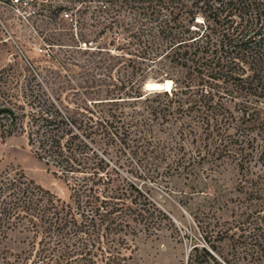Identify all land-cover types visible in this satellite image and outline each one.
I'll return each instance as SVG.
<instances>
[{
  "label": "trees",
  "instance_id": "obj_1",
  "mask_svg": "<svg viewBox=\"0 0 264 264\" xmlns=\"http://www.w3.org/2000/svg\"><path fill=\"white\" fill-rule=\"evenodd\" d=\"M196 1L187 10L182 0H163L160 50L163 60L182 69L183 79L168 78L172 87L163 91L161 107L142 108L160 92L143 91L140 67L132 61L118 64L114 75L102 72L113 68L101 59L88 60L86 77L69 78L67 87L48 95L29 82L19 94L0 93V136L24 132L36 157L71 191L67 202L22 174L0 171V233L21 227L32 234L37 261L29 264H126L129 236L152 222L147 198H139L134 182L117 177L122 163L144 165L161 156L149 137L148 115L187 116L180 136L204 142L198 157L232 156L241 169L253 159L264 161V144L258 146L250 125L264 104V0ZM53 82L37 83L48 90ZM201 251L213 258L207 248ZM195 255L187 264L198 261Z\"/></svg>",
  "mask_w": 264,
  "mask_h": 264
},
{
  "label": "rangeland",
  "instance_id": "obj_2",
  "mask_svg": "<svg viewBox=\"0 0 264 264\" xmlns=\"http://www.w3.org/2000/svg\"><path fill=\"white\" fill-rule=\"evenodd\" d=\"M194 1L182 0L187 10ZM211 2L214 6L218 4V0ZM200 5L195 8L203 10ZM262 6L264 15V3ZM195 20H202L201 15L197 14ZM39 42L52 46L46 51L40 50ZM151 46L159 49L151 52ZM161 48L163 0L141 3L115 0L104 11L82 15L76 32L65 23L55 22L39 24L33 31L0 8V93L19 94L29 82L35 92L48 95L61 84L67 87L69 78L81 81L86 77L84 69L88 60L98 59L104 66L109 64L113 68L102 72L114 75L118 64L135 62L144 85L155 88L152 86L157 82L165 81L169 90L173 81L168 78L181 80L183 71L163 60ZM40 79L54 82L46 90L38 85ZM144 85V92H153L145 91ZM157 91L159 95L149 96L142 108L163 106L167 99L164 90ZM228 106L239 115L233 109V102ZM257 108L256 120L250 125L256 143L261 146L264 144V104H258ZM148 116L151 117L149 137L161 150V156L149 157L144 165L133 162L130 167L120 161L123 165L117 177L134 182L140 189L139 198H147L152 222L148 230L144 229L145 225H139L137 228L141 230L129 236L126 264H187L190 253L199 255L194 264H264L261 235L264 181L258 178H264V161L253 159L250 168L241 169L232 156L198 157L197 149L205 151L204 142L192 143L188 136L184 139L180 136L181 124L187 116L176 119V115L163 116V112L156 117ZM110 154L113 160L117 159L112 151ZM2 170L22 174L61 200L71 201L67 182L36 157L22 131L0 136ZM32 240V234L21 227L0 233V264H20L27 257V264L36 262ZM194 246L197 252L192 250ZM202 247L213 258L201 251Z\"/></svg>",
  "mask_w": 264,
  "mask_h": 264
},
{
  "label": "built area",
  "instance_id": "obj_3",
  "mask_svg": "<svg viewBox=\"0 0 264 264\" xmlns=\"http://www.w3.org/2000/svg\"><path fill=\"white\" fill-rule=\"evenodd\" d=\"M115 0H0V8L12 13L20 22L36 31L45 22L65 23L76 32L82 15L106 10ZM93 12V13H92ZM83 46L86 43L82 42ZM51 44L39 42L37 48L46 51ZM49 56L48 52H46Z\"/></svg>",
  "mask_w": 264,
  "mask_h": 264
},
{
  "label": "water",
  "instance_id": "obj_4",
  "mask_svg": "<svg viewBox=\"0 0 264 264\" xmlns=\"http://www.w3.org/2000/svg\"><path fill=\"white\" fill-rule=\"evenodd\" d=\"M157 83H159L161 86L164 85V82H157ZM144 90L145 91L162 90V88H148V86L145 84L144 85Z\"/></svg>",
  "mask_w": 264,
  "mask_h": 264
},
{
  "label": "bare ground",
  "instance_id": "obj_5",
  "mask_svg": "<svg viewBox=\"0 0 264 264\" xmlns=\"http://www.w3.org/2000/svg\"><path fill=\"white\" fill-rule=\"evenodd\" d=\"M164 83H165V81H164ZM147 85V84H146ZM155 86H158V87H155V88H162L163 90H167L166 88H167V85L166 84H164V85H160L159 83H156L155 84ZM149 88V87H148ZM152 91H157V90H152Z\"/></svg>",
  "mask_w": 264,
  "mask_h": 264
},
{
  "label": "snow or ice",
  "instance_id": "obj_6",
  "mask_svg": "<svg viewBox=\"0 0 264 264\" xmlns=\"http://www.w3.org/2000/svg\"><path fill=\"white\" fill-rule=\"evenodd\" d=\"M152 87H158V86H152Z\"/></svg>",
  "mask_w": 264,
  "mask_h": 264
}]
</instances>
